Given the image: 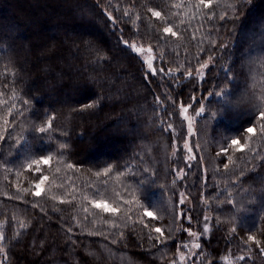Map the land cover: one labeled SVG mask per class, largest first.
Listing matches in <instances>:
<instances>
[{
  "label": "trees",
  "instance_id": "obj_1",
  "mask_svg": "<svg viewBox=\"0 0 264 264\" xmlns=\"http://www.w3.org/2000/svg\"><path fill=\"white\" fill-rule=\"evenodd\" d=\"M260 112L264 0H0V264H264Z\"/></svg>",
  "mask_w": 264,
  "mask_h": 264
},
{
  "label": "rangeland",
  "instance_id": "obj_2",
  "mask_svg": "<svg viewBox=\"0 0 264 264\" xmlns=\"http://www.w3.org/2000/svg\"><path fill=\"white\" fill-rule=\"evenodd\" d=\"M132 48L141 57L148 71H151L148 66L149 62H151L152 64V69L156 70V65L154 63L155 58L152 51H149V48L140 47L139 45L135 44L132 45ZM199 110L200 109L194 110L191 105H184L180 108V116L184 121L187 131L186 139L183 142V149L186 152V159L189 161L192 160V158L194 157L192 139L196 130V121L199 117L196 115V113L199 112ZM206 228L208 229V227ZM198 238V234H191L188 243L185 245V247H183L184 249H181V251L178 252L176 260L170 264H186L191 261L200 248Z\"/></svg>",
  "mask_w": 264,
  "mask_h": 264
},
{
  "label": "snow or ice",
  "instance_id": "obj_3",
  "mask_svg": "<svg viewBox=\"0 0 264 264\" xmlns=\"http://www.w3.org/2000/svg\"><path fill=\"white\" fill-rule=\"evenodd\" d=\"M201 3H204V0H201ZM209 6H210V4H205V7H209ZM150 11H151V10H150ZM152 15H153L154 17L159 18V17H161V12H159V11H154V12H152ZM163 31H164L165 34H171L172 36H176V32L173 31V28H172V27H166V28L163 29ZM149 51H151V49H149ZM148 66H149V68H150V70H151V71H150V74H155L157 70L152 69V64H151V62H149V65H148ZM202 67H207V65H203ZM158 71H159L160 73H163V72H164V69L161 68V69H159ZM190 75H191V73H189V76H190ZM221 94H222V92H217V93H215V95H217V96H220ZM210 95H211V94H210ZM185 110H187V109H185ZM203 112H204V108L201 107L200 110H199V112L196 113V115L199 116V115H201ZM259 119H260L261 121H264V112H260V113H259ZM49 127H51V125H49ZM169 128H171V125H169ZM47 130H48L47 128L41 127V128L39 129V132L44 133V132H46ZM256 131H257V129H256L255 127H251V126L248 127V128L246 129V132L249 133V134H255ZM261 131H264V127L261 128ZM231 143H232L233 146H238V145L240 144V141L234 139V140L231 141ZM222 152H225V153H226V152H227V148L222 149ZM49 159H50V158H48V157H44V158H42V159H40V160H36V161H34V163H35V164L43 163V164L47 165V164H49ZM31 167H32V165L30 164V165H29V168H31ZM225 167L227 168V164L225 165ZM37 171H39V169H37ZM47 179H48V177H47V176H44V177L42 178V180L40 181V183H37V184H36V188H37V189H40V184L43 183V181H44V180H47ZM40 194H41V192H40L39 190L35 192V195H36V196H40ZM181 202H182V201H181ZM95 206H96L97 208L103 207L105 211H112V212H115V211H116V209H109V207H108V205H107L106 203H105V204L97 203ZM145 215H146L147 217H153V212H152V211H146V212H145ZM182 215H183V214H182ZM189 219H190V218H189ZM207 219H208V218L205 217V220H207ZM155 231H156L157 233H161V234H162V230H161L160 228H156ZM205 231H207V228H205ZM248 239L251 240V241H253L254 243H257V244L259 243V241H257L256 238L253 237V236H249ZM197 247H198V245H197ZM239 259H240V260H244L245 257L241 256V257H239Z\"/></svg>",
  "mask_w": 264,
  "mask_h": 264
}]
</instances>
